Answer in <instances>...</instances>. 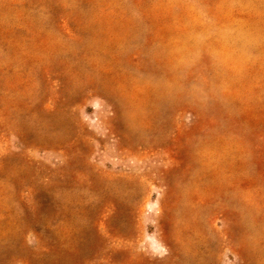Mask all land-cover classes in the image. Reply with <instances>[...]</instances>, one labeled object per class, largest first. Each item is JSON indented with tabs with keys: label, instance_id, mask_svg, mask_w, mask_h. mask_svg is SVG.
I'll return each mask as SVG.
<instances>
[{
	"label": "rangeland",
	"instance_id": "rangeland-1",
	"mask_svg": "<svg viewBox=\"0 0 264 264\" xmlns=\"http://www.w3.org/2000/svg\"><path fill=\"white\" fill-rule=\"evenodd\" d=\"M0 264H264V0H0Z\"/></svg>",
	"mask_w": 264,
	"mask_h": 264
}]
</instances>
